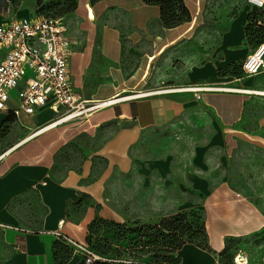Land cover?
I'll return each instance as SVG.
<instances>
[{
    "label": "crops",
    "instance_id": "crops-1",
    "mask_svg": "<svg viewBox=\"0 0 264 264\" xmlns=\"http://www.w3.org/2000/svg\"><path fill=\"white\" fill-rule=\"evenodd\" d=\"M108 1L127 11L132 25L151 36L153 48L139 52L149 62L140 82L128 85L117 79L116 92L97 98L100 85L96 98L85 97L79 87L90 52L76 51L68 36L76 93L93 100L115 97L117 102L93 111L86 120L40 130L54 116L50 108H43L28 126L22 124L30 134L11 145L4 123L15 116L0 111V264H77L78 255L56 232L87 242L88 226L96 216L117 222L129 219L119 202L125 182L131 192L130 209L143 203L141 210L151 208L147 200L157 184L166 192V201L172 189L178 194L171 202L174 211L203 212L210 250L187 242L178 250L180 264L229 261L236 248L244 249L239 240L257 234L260 249L248 254L263 260L264 70L256 75L233 72L252 50L245 32L251 4L207 35L214 43L207 59L188 63L183 76L173 79L176 83L160 86L193 83L212 89L132 98L118 94L144 86L152 61L187 29L154 22L160 19L158 5L142 0L103 2ZM86 7L88 18L95 20L94 6L88 2ZM2 20L7 19L0 16ZM158 130L170 134L173 146L159 157L141 159L136 153L140 141ZM135 176L139 183L133 182ZM171 206L159 205L162 217L173 212Z\"/></svg>",
    "mask_w": 264,
    "mask_h": 264
},
{
    "label": "rangeland",
    "instance_id": "rangeland-1",
    "mask_svg": "<svg viewBox=\"0 0 264 264\" xmlns=\"http://www.w3.org/2000/svg\"><path fill=\"white\" fill-rule=\"evenodd\" d=\"M103 1L90 3L95 9V20H90L87 16L86 6L90 0H0V16L8 20L37 14L60 16L67 28L68 36L75 43L76 51L87 49L90 52L88 66L83 75V86L79 87L80 92L85 97L96 98L97 96V98H100L111 91H117V79L121 83L125 81L128 85L140 82L145 64L149 62V59L147 55H140L139 52H150L154 45L151 36L132 25L127 11L113 4V1ZM184 3L189 10L191 20H186L181 24L180 30L187 29L182 38L165 52L157 55L152 61L148 79L144 86L139 85L134 91L128 89L118 94V96L139 94L158 88L161 85L176 83L173 79H176L177 76H183L184 66L188 63L202 62L210 56L214 43L208 40L209 37L207 39V35L215 30H221L232 18L249 6L247 0H184ZM250 7H252V11L248 13V23H251V26L247 42L250 46H253L259 41H264V7L260 9L252 5ZM258 12H261L258 15V21H250L249 16L255 13L258 14ZM154 22L162 24L160 19H154ZM140 57H142L141 62ZM233 72L238 75L244 73L241 65H235ZM156 85L159 86L154 87ZM98 87L97 94L94 96ZM17 91L15 89L13 93L17 94ZM104 99L108 98L95 100ZM76 120L84 119L76 118ZM4 131L8 132V141L11 145L21 137L30 134L32 130L23 127L14 117L9 116L4 123ZM173 141L174 139L172 140L167 131L161 132V130H158L156 134L146 135L142 138L136 153L141 159L159 157L171 149ZM158 177L155 176L154 179L159 181ZM133 182L139 183L140 177L135 176ZM125 183L124 197L121 195L119 202L121 211L123 212V208H125L124 216L129 219L122 222L116 221L123 225L124 228L121 231H130L131 228L140 225L158 223L162 217L159 205L168 202L171 206L172 200H175L178 195L172 189L168 192L169 200L166 201L163 199L164 193H162L165 191L155 184L156 188L150 194V199L147 200V204L152 207L141 210L144 207L143 203L140 208V205H137L134 209H130L131 200L129 198L131 192L129 191L128 182ZM134 195L135 193H133ZM173 208L171 206L170 211ZM182 211H193L187 214V220L189 221H196L197 216H204L199 208L173 210L168 215H174ZM106 226L103 236L111 241L113 256L128 260L132 254L131 245L135 241L136 235L126 231L125 238L118 240L116 236L117 227L110 223ZM260 236L261 234H257L251 239L239 240L238 244L243 246L249 254H257L260 249L258 243L260 240L256 241L255 238L258 239ZM201 242H203L202 239L198 238L195 243ZM141 259L148 262L151 256L145 254L141 256ZM159 262L164 261L160 259Z\"/></svg>",
    "mask_w": 264,
    "mask_h": 264
},
{
    "label": "built area",
    "instance_id": "built-area-1",
    "mask_svg": "<svg viewBox=\"0 0 264 264\" xmlns=\"http://www.w3.org/2000/svg\"><path fill=\"white\" fill-rule=\"evenodd\" d=\"M248 2L257 9L264 7V0ZM70 45L67 28L60 16L38 14L0 21V111L10 112L21 124L28 126L29 119L48 107L54 116L43 129L76 118L86 120L93 111L116 103L115 97L108 98L106 102V99H84L76 93L70 71L73 52ZM242 69L248 75L264 70V42L252 48L242 62ZM15 89L17 94L13 93ZM206 89L191 83L163 86L131 96L137 98ZM56 235L78 255L77 264L110 261L87 242H78L59 231ZM214 264H264V257L255 261L245 249L238 247L229 261L216 258Z\"/></svg>",
    "mask_w": 264,
    "mask_h": 264
},
{
    "label": "trees",
    "instance_id": "trees-1",
    "mask_svg": "<svg viewBox=\"0 0 264 264\" xmlns=\"http://www.w3.org/2000/svg\"><path fill=\"white\" fill-rule=\"evenodd\" d=\"M98 1L102 0H90V3L94 4ZM142 1L146 4L159 6L160 21L164 27L172 28L181 25L186 20H191L184 0ZM259 13L261 12L251 14L249 20L258 21ZM250 26L251 23H247L245 26L246 36H250ZM262 42L264 41H259L251 47L254 48ZM191 212L193 211H182L174 215L163 216L156 224L140 225L131 228L130 231H121L124 228L122 224L96 216L88 226L87 243L94 251L109 258L110 261H99L95 264H180L178 250L187 242L195 243L198 238H201L203 242L196 244L210 250L204 216H197L196 221H189L187 214ZM109 223L117 227L118 240L125 238L126 231L136 235L135 241L131 245L132 254L128 260L113 256L111 241L103 236L106 225ZM145 254L151 256L150 261H142L141 256ZM160 259H163L164 262H159Z\"/></svg>",
    "mask_w": 264,
    "mask_h": 264
},
{
    "label": "bare ground",
    "instance_id": "bare-ground-1",
    "mask_svg": "<svg viewBox=\"0 0 264 264\" xmlns=\"http://www.w3.org/2000/svg\"><path fill=\"white\" fill-rule=\"evenodd\" d=\"M202 87H205V88H208V89H212V87H208V86H202ZM226 89L237 90V88H233V87H226ZM126 97H128V96H126ZM123 98H125V97H123ZM120 99H121V98H120ZM111 100L113 101V99H111ZM105 101L108 102L107 100H105ZM114 101H115V99H114ZM50 127H52V126L49 125V126L43 128V129H41V130H44V129H47V128H50Z\"/></svg>",
    "mask_w": 264,
    "mask_h": 264
}]
</instances>
